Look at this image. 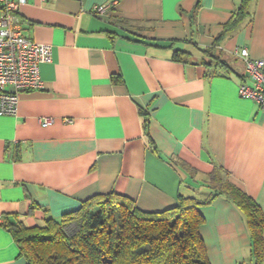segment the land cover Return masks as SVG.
I'll return each mask as SVG.
<instances>
[{"label": "crops", "instance_id": "crops-1", "mask_svg": "<svg viewBox=\"0 0 264 264\" xmlns=\"http://www.w3.org/2000/svg\"><path fill=\"white\" fill-rule=\"evenodd\" d=\"M240 3L20 6L22 34L49 46L52 60L40 66L42 88L20 92L16 114L0 116V264H26L13 226L42 227L112 192L152 213L180 196L205 201L213 171L264 217V109L239 97V84H251L235 54L264 59V0H251L232 23ZM199 210L209 263L251 264L242 210L224 195ZM261 236L264 264V226Z\"/></svg>", "mask_w": 264, "mask_h": 264}, {"label": "trees", "instance_id": "trees-1", "mask_svg": "<svg viewBox=\"0 0 264 264\" xmlns=\"http://www.w3.org/2000/svg\"><path fill=\"white\" fill-rule=\"evenodd\" d=\"M250 1L241 0L232 23L246 17ZM208 188L205 201L180 196L175 207L153 213L138 210L130 199L113 192L96 195L58 221L48 219L42 227L13 226L9 232L26 264H210L199 233L204 220L199 208L224 195L247 218L251 264H262L260 207L217 171L210 175Z\"/></svg>", "mask_w": 264, "mask_h": 264}, {"label": "built area", "instance_id": "built-area-1", "mask_svg": "<svg viewBox=\"0 0 264 264\" xmlns=\"http://www.w3.org/2000/svg\"><path fill=\"white\" fill-rule=\"evenodd\" d=\"M26 1L0 0V116L16 114L20 92L42 88L40 66L52 60L49 46L36 43L22 34L18 11ZM112 5L94 6L91 13L102 16ZM235 54L244 64L246 79L251 84H239V97L249 99L264 109V59H250L245 49ZM51 123L50 119H45L42 125L46 127Z\"/></svg>", "mask_w": 264, "mask_h": 264}, {"label": "rangeland", "instance_id": "rangeland-1", "mask_svg": "<svg viewBox=\"0 0 264 264\" xmlns=\"http://www.w3.org/2000/svg\"><path fill=\"white\" fill-rule=\"evenodd\" d=\"M204 190V189H203Z\"/></svg>", "mask_w": 264, "mask_h": 264}]
</instances>
